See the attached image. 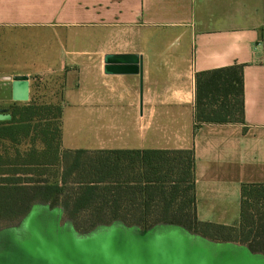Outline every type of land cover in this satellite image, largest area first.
<instances>
[{
	"label": "crops",
	"instance_id": "0c3cea01",
	"mask_svg": "<svg viewBox=\"0 0 264 264\" xmlns=\"http://www.w3.org/2000/svg\"><path fill=\"white\" fill-rule=\"evenodd\" d=\"M231 65L244 121L198 118L197 74ZM17 74L63 79L62 150L193 149L201 222L238 226L264 183V0H0V110Z\"/></svg>",
	"mask_w": 264,
	"mask_h": 264
},
{
	"label": "trees",
	"instance_id": "16d2710c",
	"mask_svg": "<svg viewBox=\"0 0 264 264\" xmlns=\"http://www.w3.org/2000/svg\"><path fill=\"white\" fill-rule=\"evenodd\" d=\"M11 113L10 120H0V219L12 222L5 228L43 204L62 208L63 221L82 233L114 222L179 225L264 254V183L242 185L238 226L201 222L193 149L62 150L60 101L15 103ZM244 115L243 65L197 74L198 118L243 122ZM47 172L53 181L35 177Z\"/></svg>",
	"mask_w": 264,
	"mask_h": 264
},
{
	"label": "water",
	"instance_id": "95a60500",
	"mask_svg": "<svg viewBox=\"0 0 264 264\" xmlns=\"http://www.w3.org/2000/svg\"><path fill=\"white\" fill-rule=\"evenodd\" d=\"M137 58L107 55L113 64L106 71L141 72L140 67L114 65ZM12 98L30 100L27 74L14 76ZM11 118L0 110V120ZM63 217L60 207L33 205L17 226L0 230V264H264V254L246 245L210 240L179 225L141 228L114 222L82 233Z\"/></svg>",
	"mask_w": 264,
	"mask_h": 264
},
{
	"label": "rangeland",
	"instance_id": "374dc122",
	"mask_svg": "<svg viewBox=\"0 0 264 264\" xmlns=\"http://www.w3.org/2000/svg\"><path fill=\"white\" fill-rule=\"evenodd\" d=\"M31 79V97L30 100L43 103V102H58L60 98V92L62 90L63 79L62 78H30ZM29 100V101H30ZM27 101V102H29ZM25 102L20 101L19 104ZM29 147V144H23L22 149ZM14 149L12 150V155ZM36 178L46 177L53 181L55 178L52 173L47 172L46 175H35ZM12 222L6 219H0V230L9 226Z\"/></svg>",
	"mask_w": 264,
	"mask_h": 264
}]
</instances>
